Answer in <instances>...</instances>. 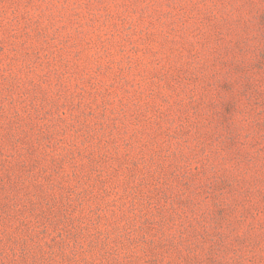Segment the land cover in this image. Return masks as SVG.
<instances>
[{
  "label": "rangeland",
  "instance_id": "1",
  "mask_svg": "<svg viewBox=\"0 0 264 264\" xmlns=\"http://www.w3.org/2000/svg\"><path fill=\"white\" fill-rule=\"evenodd\" d=\"M0 264H264V0H0Z\"/></svg>",
  "mask_w": 264,
  "mask_h": 264
}]
</instances>
